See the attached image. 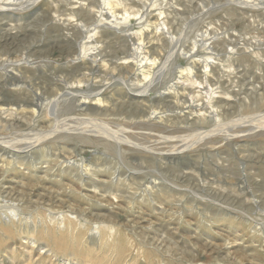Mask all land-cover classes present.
I'll list each match as a JSON object with an SVG mask.
<instances>
[{
  "label": "rangeland",
  "instance_id": "obj_1",
  "mask_svg": "<svg viewBox=\"0 0 264 264\" xmlns=\"http://www.w3.org/2000/svg\"><path fill=\"white\" fill-rule=\"evenodd\" d=\"M102 1L28 0L0 11V60L8 56L18 60L27 54L31 61L30 65L13 70L16 78L4 76L0 70V102L10 105L32 102L35 90L43 104H56L53 116L43 111L33 117L32 106L25 107L23 113L18 111L20 115L15 113L14 117L0 111V138L24 146L35 140V133L40 130L57 131L40 144L43 146H36L32 155L17 148L14 156L5 154L4 158V146L0 144V198L7 194L11 199L0 203V264H264V227L260 229L259 224L255 228L253 224H264V0L252 9L230 5L228 0H110L119 18L127 16V10L131 21L124 23L122 32L104 27L96 33L104 59L98 57L99 64L91 75L86 69L90 67L88 64L64 63L62 54L75 47L63 41L64 35L73 39L78 30L64 31L58 25L69 18L80 24L83 43L94 34L87 31L93 30L94 25L87 26L93 20L92 15L99 17ZM82 4L84 10L79 12L82 23H78L70 13L80 10ZM142 8L151 12L150 23L158 24L159 18L170 20L171 34L161 31L158 34V26L153 23H148L149 27L141 24L136 12ZM161 11L164 15L160 16ZM142 28L150 34L140 43V35L135 32L140 34ZM155 33L160 38L163 35L162 40ZM202 33L211 42V49L201 44ZM142 43L145 51L159 60L154 67L155 71L159 69V76L150 93L156 96L153 102L127 97V93L137 92L118 79V76L132 82L137 79L134 83L143 79L142 75L134 78L139 55L136 47ZM232 48L238 51L229 54ZM183 54L193 57L187 59ZM207 55L219 58V61L210 59L217 65L216 71L209 74L211 84L202 75ZM190 66L194 67L192 75L185 69ZM80 75L83 78L89 75L91 83L74 84V88L102 92L112 107L110 110L104 114L79 110L73 106L76 101L69 98H60L57 104V95L62 94L65 86H71L68 81ZM200 82L207 84L201 86ZM209 88H218L219 94L214 95L212 106L199 112L194 106L207 104ZM160 93L164 95L159 96ZM145 105L153 107L148 111L156 110L162 118L143 127L135 126L131 119L143 115V109L148 107ZM210 111L218 115L213 116ZM203 112L207 113L205 118ZM94 118L107 120L113 131L118 129V133L136 144L140 142L139 147L126 145L120 155L111 141L68 131L70 127L89 126ZM200 131L207 136V143L205 140L203 144H192L181 155L165 157L173 147L182 145L184 138L190 139L193 134H201ZM230 134L235 137L230 138ZM143 146L156 149L147 152ZM81 156L86 168L78 163ZM84 169H91V173ZM198 182L207 187L198 188ZM200 196L205 200H200ZM13 210L18 211L19 220L13 217Z\"/></svg>",
  "mask_w": 264,
  "mask_h": 264
},
{
  "label": "bare ground",
  "instance_id": "obj_2",
  "mask_svg": "<svg viewBox=\"0 0 264 264\" xmlns=\"http://www.w3.org/2000/svg\"><path fill=\"white\" fill-rule=\"evenodd\" d=\"M28 0H3L2 2H0V11H2V10H4V9H12L13 7H15L14 5H16V4H18V3H24V2H27ZM30 1V0H29ZM80 1V0H79ZM100 1V0H99ZM118 1V0H117ZM255 1L256 0H228V4H230V5H235V6H237V5H239V6H244V7H249L250 9H252V8H257V7H259V3L261 2V0H258V3H257V1H256V3H255ZM35 2V1H34ZM111 2L112 1H110V0H103L102 2H101V4L103 3V6H102V8L99 10V17L98 18H94V16L92 15V18H93V20H91L90 22L92 23H90V25H88L87 27H89V26H91V25H94V28H93V30H89V28H87V31L90 33V32H93L94 31V34L93 35H89L88 37H87V40L86 41H84L83 43H81V36L83 35L82 33H81V31L79 30L80 29V24H74L73 22H71V20H69V19H64L63 20V23L62 24H60V25H58L62 30H64V31H69V30H71L72 28H75V29H77L78 30V32L76 33V35L74 36V35H71V36H74V38L72 39V38H69L68 36H65L64 35V39H63V41L64 42H66V43H70V44H72V45H74L75 47L74 48H72L71 50H68L67 52H65V53H63L62 54V56H61V58L63 59V60H65V64H68V65H72V64H75V65H77V66H79V65H81V66H83L84 64H88L90 67H87L86 69H88V72L90 71V74L91 75H93L92 73H93V70L95 69V65L97 64H99L98 63V59L101 57V58H103V55H102V50H101V48H99L98 47V43L101 41L99 38H98V36L96 37V33H99L100 32V30H102L104 27H109V28H114V29H116L117 30V32H122V29H123V26H124V23H127L128 21H131L130 20V15H131V13L130 12H128L127 10H126V13L128 14L127 16H122L121 18H119V16H118V14H117V11H115L114 10V6L112 7V5H111ZM155 2V1H154ZM157 2H158V0H157ZM92 3H93V1H92ZM91 3V4H92ZM98 3V2H97ZM113 3H114V1H113ZM156 3V2H155ZM93 4H95V3H93ZM100 5V4H99ZM118 7H119V5H117ZM117 6H115V8L117 7ZM90 7V6H89ZM146 7V6H145ZM263 7V6H262ZM80 10H78V11H72V13H70V14H72V16L73 17H76L77 18V22L78 23H82V20H81V18H80V13L79 12H81V11H83L84 10V8H83V4L82 5H80ZM147 8V7H146ZM261 8V7H260ZM119 9V8H118ZM140 9V8H139ZM138 9V11L136 12L137 14H139V19L142 21L141 22V24H144V25H147L146 27H149V26H151L152 25V23H150V19H149V15H152L151 14V12L150 11H147V9H145V8H142V10H139ZM92 10H94V9H92ZM124 10V9H123ZM204 10V9H203ZM239 10V9H238ZM95 12H96V10H94ZM118 11H120V10H118ZM125 11V10H124ZM234 11V10H233ZM94 12V13H95ZM134 12V13H135ZM97 13H98V11H97ZM96 13V14H97ZM120 13V12H119ZM164 12L163 11H161V13H160V16L163 14ZM136 14V15H137ZM208 14V13H207ZM67 15V17H68V14H66ZM95 15V14H94ZM121 15H122V13H121ZM164 15V14H163ZM97 15H95V17H96ZM137 17H138V15H137ZM155 17V16H154ZM165 17V16H164ZM157 18V17H156ZM156 18H154L155 19V21H157V19ZM61 19V18H60ZM74 19V18H73ZM91 19V18H90ZM87 20V19H86ZM55 21H56V19H55ZM146 21V22H145ZM154 21V20H153ZM159 23L158 24H154L153 23V25H156V26H158V27H156L159 31H158V34H160L159 32L161 31L162 32V34H164L165 32L166 33H168V34H171V32H170V30L172 29V26H169V21L167 20V19H165V18H159ZM57 22H60V21H58L57 20ZM62 22V21H61ZM84 22V21H83ZM146 24H145V23ZM133 23V22H132ZM148 23H150L151 25H148ZM86 24H87V22H86ZM172 25V24H171ZM194 25V24H193ZM85 26V25H84ZM81 27H83V26H81ZM140 27V26H139ZM139 27H137V28H139ZM11 29H15V28H11ZM143 30H140L141 32H140V34H139V32L138 31H136L135 33H138V35H140V37H139V40H140V43H141V41H143L144 40V36L146 37V36H149V35H147V34H150V33H148V32H146L145 30H144V28H142ZM146 29H148V28H146ZM184 29V28H183ZM182 29V30H183ZM82 30V29H81ZM80 31V32H79ZM99 31V32H98ZM150 31V30H149ZM152 31V30H151ZM209 31V30H208ZM211 31V30H210ZM132 32H133V30H132ZM131 32V33H132ZM67 34H68V32H66ZM134 33V34H135ZM205 33H206V31H205ZM75 34V33H74ZM101 34V33H100ZM113 34V33H112ZM156 34V33H155ZM154 34V35H155ZM207 34V33H206ZM210 34H211V32H210ZM209 34V35H210ZM8 36L9 35H12L11 33H8L7 34ZM69 35V34H68ZM99 35V34H98ZM136 35V34H135ZM135 35H134V37H135ZM138 35H136V36H138ZM152 35V34H151ZM157 35V34H156ZM161 35V34H160ZM126 36V35H125ZM157 36H159V35H157ZM163 36V35H162ZM162 36H161V38H162ZM200 36H201V40H200V42H201V44L203 45V46H205V48H207V49H211V42H209V40L208 39H205V34L204 33H202V34H200ZM86 37H85V39H86ZM127 37H129V38H131V39H133V35L131 36V34L129 35L128 34V36ZM151 37V36H150ZM149 37V38H150ZM166 37V36H165ZM176 37H178V36H176ZM175 37V38H176ZM231 37V36H230ZM230 37H228V38H230ZM105 38V37H104ZM138 38V37H137ZM136 38V39H137ZM154 38V37H153ZM159 38H160V36H159ZM159 38H157V39H159ZM160 38V39H161ZM156 39V38H155ZM164 39H166V38H164ZM163 39V40H164ZM103 40V39H102ZM126 39H124V41H125ZM135 40V39H134ZM139 40H138V42H139ZM162 40V39H161ZM175 40V39H174ZM179 40V39H178ZM213 40V39H212ZM214 40H217V39H214ZM229 40V39H228ZM158 41V40H157ZM169 41V40H168ZM198 42H199V40H197ZM137 42V41H136ZM173 42V41H172ZM134 43H135V41H134ZM174 43V42H173ZM172 43V44H173ZM178 43V42H177ZM176 43V44H177ZM100 44H102V42L100 43ZM103 44H105V42L103 43ZM165 44V43H164ZM194 44H195V42H194ZM107 45V44H106ZM169 45V44H168ZM167 45V46H168ZM178 45V44H177ZM176 45V46H177ZM215 45H216V43H215ZM215 45H214V47H215ZM102 46V45H101ZM104 46V45H103ZM137 46V45H136ZM156 46H158V45H156ZM155 46V47H156ZM211 46V47H210ZM169 47H170V45H169ZM105 48V47H104ZM103 48V49H104ZM139 51H138V57H136V70H135V72H134V78L136 77V78H138V76H140V75H142V77H143V79H141L140 77V80H138V82L137 83H134V82H132L133 80H130L129 78H127V79H125V78H123L122 76H118V79L122 82V83H124V84H127L128 86H131L132 88V90H134L135 92H137V93H133V94H130V93H127L128 95H127V97L129 96L130 98H132L133 100H138V99H143V100H148V101H151V102H153L154 101V99L156 98V96H152V95H150V93H151V91L153 90V86L156 84L155 83V81H156V78H157V75H158V68H157V71H155L154 70V67L156 66V65H158V61L159 60H157V58H155L154 57V55H152V57H151V54L152 53H149V52H146L145 51V45L142 43V44H138V46L136 47ZM148 48V47H147ZM204 48V49H205ZM134 50V49H133ZM186 50V49H185ZM104 52H105V50H103ZM127 51H128V49H127ZM129 51H130V49H129ZM137 51V50H136ZM177 51V50H176ZM238 51V49L236 48V49H233L232 48V50L229 52V54L231 53V54H233L234 52L236 53ZM190 52V51H189ZM134 53H135V51H134ZM133 53V54H134ZM178 53V52H177ZM188 53V52H187ZM191 53V52H190ZM132 54V53H131ZM131 54H129V55H131ZM172 54H173V51H172ZM213 54V53H212ZM211 54V55H212ZM106 55V54H105ZM203 55V54H202ZM100 56V57H99ZM133 56V55H132ZM159 56V55H158ZM171 56V55H170ZM183 56L185 57V58H187V59H189V57L191 58V57H193V55L192 54H190V56H188L187 54L185 55V54H183ZM208 56V58L204 61V64L202 65V66H204V71L202 72V75H203V77H204V79H205V82H209L210 81V78H209V74L211 73V70H214V68L217 66L216 64H215V62L216 61H219V58H215V57H212V56H210V55H207ZM231 56V55H230ZM99 57V58H98ZM160 57V56H159ZM158 57V58H159ZM202 57V56H201ZM231 58V57H230ZM47 59V58H46ZM104 59V58H103ZM194 59H195V57H194ZM210 59H215V60H210ZM128 60V59H127ZM126 60V61H127ZM196 60V59H195ZM198 60H199V57H198ZM104 61V60H103ZM126 61H124V62H126ZM194 61V60H193ZM192 61V62H193ZM203 61V60H202ZM215 61V62H214ZM195 62V61H194ZM103 63H105V62H103ZM115 63V62H114ZM160 63V62H159ZM200 63V62H199ZM31 64V61L29 60V58H28V56H27V54H23L18 60H13L11 57H4V59H2V60H0V70H3L4 71V73H5V75L4 76H10V77H14V78H16V77H18V75H15L14 73H13V70H17V68H19V67H21V66H25V65H30ZM83 64V65H82ZM107 64H108V62H107ZM112 64V63H111ZM134 64V63H133ZM192 64V63H191ZM198 64V63H197ZM190 65V64H189ZM199 65V64H198ZM99 66H103V64L102 65H99ZM165 66V65H164ZM181 66V65H180ZM8 67H10L11 69H9L8 70ZM112 67V66H111ZM111 67H110V69H111ZM178 67V66H177ZM189 67V66H188ZM191 67V66H190ZM106 68V67H105ZM104 68V69H105ZM114 68H115V66H114ZM116 68H117V66H116ZM115 68V69H116ZM193 68L194 67H191V68H185L186 69V71H188V72H186V73H189V75L193 72ZM196 68V67H195ZM203 68V67H202ZM219 68V67H218ZM85 69V70H86ZM182 69H184V66H183V68ZM97 70V69H96ZM107 70H108V68H107ZM111 71V70H110ZM214 71H216V70H214ZM99 72V71H98ZM112 72V71H111ZM113 72H114V70H113ZM178 72V71H177ZM182 72V71H181ZM198 72V71H197ZM95 73V72H94ZM123 73V72H122ZM183 73V72H182ZM196 73V72H195ZM195 73H194V75H195ZM199 73V72H198ZM213 73V72H212ZM232 73H234V72H232ZM232 73H229V74H232ZM102 74H104V73H102ZM105 74H108V73H105ZM127 74V73H126ZM130 74V73H129ZM110 75V74H109ZM115 75V74H114ZM114 75H112V77H114ZM120 75V74H119ZM132 75V74H131ZM192 75V74H191ZM193 75V76H194ZM84 76H86L85 74H84ZM123 76H125L124 74H123ZM129 76V75H128ZM133 76V75H132ZM151 76H152V78H151ZM159 76V75H158ZM164 76V75H163ZM183 76V75H182ZM188 76V75H187ZM186 76V77H187ZM229 76H231V75H229ZM75 77V76H74ZM76 77H77V75H76ZM82 76L80 75V78H71L68 82L71 84V86H65L64 88H63V91H62V94L60 95H57V97H56V99H57V104H58V100L60 99V98H69L70 100H74V101H76V103H74L75 105H73V106H75V108L76 109H79V110H89V111H94V112H96L97 114H104V112L105 111H107V110H110V107H111V105L109 106L108 105V103H107V101L104 99V97L102 96V92H98V93H90L88 90H85V89H81V88H79V86L80 85H83V84H85V85H88L89 86V84L91 83V78H89V75H88V78H81ZM102 77V76H101ZM111 77V76H110ZM110 77H109V79H110ZM126 77V76H125ZM181 77V76H180ZM194 77H197L198 78V76H194ZM200 77H202V76H200ZM97 78H99V77H97ZM163 78V77H162ZM229 78V77H228ZM105 79V78H104ZM133 79V78H132ZM181 79V78H180ZM184 79V78H183ZM186 79H188V77L186 78ZM190 79H192V77H190ZM189 79V80H190ZM230 79H231V77H230ZM61 80V79H60ZM100 80V79H99ZM199 80V79H198ZM213 80V79H212ZM211 80V81H212ZM232 80V79H231ZM184 81H186V80H184ZM191 81V80H190ZM196 81V80H195ZM194 81V82H195ZM204 81V80H203ZM211 81L209 82L210 84H211ZM65 82V81H64ZM109 82V81H108ZM192 82V81H191ZM191 82H189V83H191ZM213 82V81H212ZM232 82V81H231ZM96 83V82H95ZM97 83H100V82H97ZM101 83H102V81H101ZM155 83V84H154ZM74 84H77V85H79V86H77V87H75L74 88ZM106 84V83H105ZM205 84H207V83H205ZM205 84H203L202 83V85H205ZM212 84H214V83H212ZM231 84V83H230ZM66 85H68V83H66ZM191 85V84H190ZM200 85H201V82H200ZM201 85V86H202ZM172 86V85H171ZM207 86V85H206ZM212 86V85H211ZM210 86V87H211ZM215 86V85H214ZM102 87V86H101ZM195 87V86H194ZM166 88V87H165ZM168 88V87H167ZM191 88V87H190ZM198 88V87H197ZM200 88V87H199ZM207 88V87H206ZM219 88V87H218ZM218 88H209V91H208V89L206 90V91H204V92H206L207 94H208V101H207V104H205L204 102L202 103V105H195L194 107H195V109H197V111L199 110V112H201L200 110H202V109H205L208 105H211L212 106V104L214 103V100L216 99L215 98V94L216 95H218L219 94V92L218 91H216ZM176 89V88H175ZM184 89V88H183ZM187 89V88H186ZM185 89V90H186ZM162 90V89H161ZM169 90V89H168ZM185 90H183V91H185ZM194 90V89H193ZM204 90V89H203ZM131 91V90H130ZM159 91V90H158ZM163 91V90H162ZM178 91V90H177ZM188 91V90H187ZM37 92V91H36ZM35 92V90L34 91H32V96H31V98H32V102H30V100H29V103H24V104H22V103H12L11 105L10 104H8L7 102H0V111H2L3 113H8L9 114V116L10 117H14V115H15V113H18V111H25V109L27 108V107H29V106H32L33 107V110H32V116L33 117H35V115H36V112H38V113H41V112H46V113H48V116H53L54 114L52 113V109H54L53 107H56V104H43L40 100H41V96L38 94V93H36ZM96 92V91H95ZM155 92H157V91H155ZM171 92V91H170ZM191 92V91H190ZM190 92H189V94H190ZM236 91H234V93H235ZM40 93V92H39ZM167 93H168V91H167ZM192 93V92H191ZM200 93V92H199ZM230 93V92H229ZM18 94H20V92L18 93ZM108 94V93H107ZM111 94V93H110ZM109 94V97L111 96ZM194 94V93H193ZM237 94V93H236ZM240 94V93H239ZM26 95V94H25ZM29 95V94H28ZM164 94H159V96H163ZM170 95V94H169ZM27 96V95H26ZM200 96V95H199ZM198 96V97H199ZM235 97H236V95H234ZM165 97V96H164ZM163 97V98H164ZM177 97V96H176ZM179 97V96H178ZM202 97V96H201ZM43 98V97H42ZM110 98H112V97H110ZM109 98V99H110ZM186 98V97H185ZM200 98V97H199ZM199 98H197L196 97V99H199ZM124 99V98H123ZM177 99V98H176ZM184 99V98H183ZM193 99V98H192ZM194 99H195V97H194ZM108 100V99H107ZM2 101V100H1ZM24 101V100H23ZM28 101V100H27ZM61 101V100H60ZM139 101V100H138ZM156 101V100H155ZM180 101H182V99L180 100ZM184 101H186V100H184ZM26 102V101H25ZM109 102V101H108ZM70 103V102H69ZM114 103V102H113ZM121 103V102H120ZM149 103V102H148ZM176 103H177V101H176ZM126 104V103H125ZM187 104V103H186ZM201 104V103H200ZM120 105V104H119ZM140 105H142V104H140ZM140 105H138V106H140ZM176 105V104H175ZM115 106V105H114ZM129 106V105H128ZM127 106V107H128ZM131 106H133L132 104H131ZM145 106H148V105H145ZM26 107V108H25ZM70 107H72V106H70ZM126 107V106H125ZM143 107V106H142ZM141 107V108H142ZM149 107V106H148ZM145 108V109H143V115H141V116H137V119L136 120H132L131 119V122H133V124L135 125V126H145V125H147V124H149V123H151L153 120H156V122H157V119H160V118H162V117H160L159 115H157L156 113V110H153V111H151V112H149L150 110L149 109H151V108H153V107H149V108ZM179 107V106H178ZM217 107V106H216ZM112 108V107H111ZM124 108V107H123ZM134 108H135V106H134ZM140 108V107H139ZM176 107H174V109H175ZM187 108H189L188 106H187ZM194 109V108H193ZM114 110V109H113ZM117 110V109H116ZM145 110V111H144ZM149 110V111H148ZM211 110H214V109H211ZM121 111V110H120ZM140 111V110H139ZM215 111V110H214ZM31 112V111H30ZM88 112V111H87ZM196 112V111H195ZM23 113V112H22ZM29 113V112H28ZM160 113V112H159ZM209 113V112H208ZM220 113V112H219ZM19 114V113H18ZM18 114H16L17 115V117H19L18 116ZM87 114V113H86ZM107 114V113H106ZM207 114V113H206ZM205 114V112H203V114H201V115H203V117L205 118L206 115ZM209 114H212L213 116L214 115H218L217 114V112L216 113H213V111L211 112L210 111V113ZM208 114V115H209ZM2 115V114H1ZM20 115V114H19ZM26 115V114H25ZM90 115V114H89ZM110 115H112V114H110ZM116 115V114H115ZM114 115V116H115ZM149 115V116H148ZM160 115H162V114H160ZM166 115V114H165ZM181 115V114H180ZM117 116V115H116ZM120 116V115H119ZM222 116V115H221ZM24 117V116H23ZM118 117V116H117ZM130 117V116H129ZM132 117H133V115H132ZM136 117V116H135ZM135 117H133V118H135ZM197 117H199V116H197ZM210 117V116H209ZM219 117V116H218ZM27 118V117H26ZM80 118V117H79ZM86 118V117H85ZM92 118V117H91ZM201 118V117H200ZM211 118V117H210ZM252 118V117H251ZM7 119V118H6ZM13 118H11V120H12ZM25 119V118H24ZM27 119H29V118H27ZM83 119V118H82ZM86 119H88V118H86ZM119 119H120V117H119ZM122 119H124V117L122 118ZM129 119V118H128ZM187 119V118H186ZM209 119V118H208ZM253 119V118H252ZM8 120H10V119H8ZM8 120H5L7 123H8ZM23 120V119H22ZM32 119H30V121H31ZM41 120V119H40ZM115 120V119H114ZM113 120V121H114ZM165 120H166V118H165ZM184 120V119H183ZM248 120H249V118H248ZM4 121V122H5ZM26 121V120H25ZM28 121V120H27ZM50 121V120H49ZM48 121V122H49ZM107 120H99L98 118L96 119V118H94V119H91L90 120V122H89V126H86V127H78V128H69L68 129V131H72V132H74V133H79V134H82V135H85V136H87L88 138L89 137H91V136H94V137H98V138H100V139H103V140H106V141H108V142H113V144L116 146V148L119 150V153H120V155L121 154H123V150H124V147L126 146V145H131V146H135V147H139V144H140V142H138V144H136L135 142H133L132 140H130L129 138H128V136H126V135H123L122 133L120 134V133H118L117 132V130L116 131H113L111 128H110V126H109V124H108V122H106ZM163 121H164V118H163ZM200 121V120H199ZM202 121V120H201ZM256 121V120H255ZM13 122H15V121H13ZM18 122V121H17ZM23 122V121H22ZM29 122V121H28ZM53 122V121H52ZM155 122V123H156ZM182 122V121H181ZM189 122V121H188ZM187 122V123H188ZM19 123V122H18ZM31 123V122H30ZM37 123V122H36ZM84 123V122H83ZM110 123V122H109ZM113 123V122H112ZM119 124H121L120 122H118ZM155 123H153V124H155ZM162 123H164V122H162ZM168 122H166V124H167ZM253 123V122H252ZM8 124H10V123H8ZM16 124V123H15ZM33 124V123H32ZM41 124V123H40ZM85 124V123H84ZM173 124V123H172ZM184 124V123H183ZM189 124H190V122H189ZM218 124V123H217ZM77 125V124H76ZM80 125V124H79ZM116 125V124H115ZM168 125V124H167ZM39 127H40V125H38ZM119 126V125H118ZM124 126V125H123ZM157 126V125H156ZM178 126V125H177ZM187 126V125H186ZM185 126V127H186ZM189 126V125H188ZM35 127V126H34ZM52 127H53V125H52ZM56 127V126H55ZM112 127H114V126H112ZM182 127V126H181ZM180 127V128H181ZM116 128V127H115ZM115 128H114V130H115ZM174 128V127H173ZM48 129V128H47ZM56 128H54V130L53 131H51L52 129H48V131H45V130H40V131H38L37 133H35L37 136H36V139L35 140H32L31 139V141L30 142H27V143H25V145L24 146H19V144H17V143H12V142H9V141H4V140H2L1 138H0V141H1V145H3L4 147H2L3 149H2V155L4 156V158H5V154H12L13 156L15 155V149H22V148H24L25 149V151L28 153V154H31L32 155V151H33V149H35L36 148V146H38V145H40V144H42L43 142H45V140L46 139H48L49 137H50V139H51V137H52V135H55L56 133H57V131L55 130ZM127 129H129L128 128V126H127ZM126 129V130H127ZM132 129V128H131ZM135 129V128H134ZM57 130H58V127H57ZM133 130V129H132ZM142 130V129H141ZM183 130V129H182ZM120 131V130H119ZM122 131V130H121ZM120 131V132H121ZM184 131H185V129H184ZM202 131V130H201ZM201 131H200V133H201ZM204 131V130H203ZM202 131V133H204ZM67 133H70V132H67ZM138 133V132H137ZM158 133V132H157ZM195 133H197V132H195ZM199 133V132H198ZM201 133V134H202ZM66 134V133H65ZM144 134V133H143ZM142 134V135H143ZM172 134V133H171ZM201 134H199V135H196V134H193V135H195V136H193L192 135V137L190 138V139H187V138H184V142L182 143V145H179L178 147H171L172 149V152L170 151V153L171 154H167V156H165L166 158H169L170 156L169 155H172V156H175V154H180V153H183V152H185L186 150L188 151L189 150V148L191 147V145L192 144H203L202 142L203 141H205L206 139H207V136L206 135H201ZM61 135V134H60ZM133 135H135V134H133ZM133 135H131V137H133ZM170 135V134H169ZM231 135V134H230ZM63 136V135H62ZM145 136H146V134H145ZM148 136H149V134H148ZM139 137V136H138ZM144 137V136H143ZM164 137V136H163ZM180 137V136H179ZM185 137V136H184ZM186 137H187V135H186ZM230 137V136H229ZM233 137H235L234 135H231V137L230 138H233ZM55 138V137H54ZM165 138V137H164ZM167 138V137H166ZM169 138V137H168ZM172 138V137H171ZM176 138V137H175ZM57 139V138H56ZM135 139V138H134ZM133 139V140H134ZM92 140V139H91ZM149 140V139H148ZM183 140V139H182ZM208 140V139H207ZM206 140V143L208 142ZM140 141V140H139ZM181 141V140H180ZM48 142V141H47ZM57 142H58V140H57ZM95 142V141H94ZM99 141H97V143H98ZM101 142V141H100ZM137 142V141H136ZM182 142V141H181ZM19 143V142H18ZM60 143V142H59ZM103 143H107V142H103ZM160 143V142H159ZM179 143V142H178ZM63 144H65V143H63ZM143 144V143H142ZM173 144V143H172ZM175 144H177V143H175ZM51 145V144H50ZM49 145V146H50ZM62 145V144H61ZM87 145V144H86ZM40 146H43V145H40ZM45 146H47V145H45ZM72 146V145H71ZM112 146V145H111ZM169 146V145H168ZM167 146V147H168ZM173 146V145H172ZM68 147V146H67ZM103 147H104V144H103ZM128 147V146H127ZM47 148V147H46ZM49 148H51V146L49 147ZM58 148V147H57ZM56 148V149H57ZM64 148V147H63ZM70 148V147H69ZM77 148V147H76ZM107 148V147H106ZM109 148H110V146H109ZM114 148V147H113ZM143 148L145 149V151H147V152H154V150L156 149H152V148H150V147H148V146H143ZM170 148V147H169ZM53 149V148H52ZM111 149V148H110ZM166 149H168V148H166ZM71 150H72V148H71ZM71 150H69V151H71ZM77 150V149H76ZM102 150V149H101ZM107 150V149H106ZM114 150V149H113ZM129 150V149H128ZM52 151V150H51ZM68 151V150H67ZM78 151V150H77ZM132 151V150H131ZM133 151H135V150H133ZM139 151V150H138ZM59 152V151H58ZM168 152V151H167ZM39 153V152H38ZM50 153V152H49ZM56 153V152H55ZM73 153V152H72ZM164 153V152H163ZM169 153V152H168ZM52 154H54V153H52ZM51 154V155H52ZM62 154V153H61ZM76 154V153H75ZM1 155V156H2ZM56 155V154H55ZM64 155V154H63ZM181 155V154H180ZM76 156V155H75ZM74 156V157H75ZM78 156V155H77ZM178 156V155H177ZM57 157H59V155H57ZM127 157V156H126ZM7 158V157H6ZM35 158V157H34ZM61 158V157H60ZM59 158V159H60ZM64 158V157H63ZM69 158V157H68ZM159 158V157H158ZM173 158V157H172ZM171 158V159H172ZM70 159V158H69ZM81 160H80V162L78 161V163L81 165V168H82V166L84 167V168H86L87 166H86V164L84 163L85 161H84V157L83 156H81V158H80ZM125 159V158H124ZM64 160V159H63ZM68 160V159H67ZM161 161H162V159H161ZM3 162H5V160L3 161ZM7 162V161H6ZM57 162V161H56ZM62 162V161H61ZM61 162H59V164L61 163ZM65 162V161H64ZM63 162V163H64ZM75 162L77 163V161L75 160ZM87 162V161H86ZM121 162V161H120ZM19 163H20V161H19ZM68 163V162H67ZM75 163V164H76ZM85 165H84V164ZM117 163V162H116ZM10 164V163H9ZM70 166L73 164V163H68ZM90 164V163H89ZM11 165V164H10ZM65 165H66V163H65ZM80 165H78V166H80ZM88 165V164H87ZM55 166V165H54ZM73 166H74V164H73ZM76 167H77V165H75ZM91 166V165H90ZM96 166V165H95ZM118 166H120V165H118ZM122 166H124V165H122ZM49 167H50V165H49ZM76 167H74V168H76ZM127 168V167H126ZM48 169V168H47ZM50 169V168H49ZM94 169H95V167H94ZM117 169V168H116ZM125 169V168H124ZM123 169V170H124ZM63 170V169H62ZM85 170V169H84ZM91 170V169H90ZM89 169H86L85 171L87 172V173H91V171H90ZM96 170V169H95ZM94 170V171H95ZM127 170V169H126ZM93 171V172H94ZM116 172H117V170H116ZM188 172V171H187ZM113 173V172H112ZM138 173H141V172H138ZM82 174V173H81ZM96 174V173H95ZM116 174V173H115ZM189 174V173H188ZM113 175V174H112ZM139 175V174H138ZM79 176V175H78ZM83 176V175H82ZM86 176H87V174H86ZM115 176V175H114ZM117 176H120V172H117ZM190 176V175H189ZM124 177V176H123ZM126 177V176H125ZM90 178H91V176H90ZM89 178V179H90ZM120 178V177H119ZM141 178V177H140ZM139 178V179H140ZM132 179V178H131ZM111 180V179H110ZM119 180V179H118ZM129 180V179H128ZM137 180V179H136ZM145 180V179H144ZM151 180V179H150ZM161 180V179H160ZM82 181V180H81ZM87 181V180H86ZM115 181V180H114ZM113 181V182H114ZM124 181V180H123ZM125 181H127V180H125ZM80 182V181H79ZM83 182V181H82ZM120 182V181H119ZM128 182V181H127ZM151 182V181H150ZM156 182V181H155ZM85 183V182H84ZM116 183V182H115ZM114 183V184H115ZM139 183V182H138ZM173 183V182H172ZM5 184V183H4ZM119 184V183H118ZM122 184V183H121ZM152 185H153V182L151 183ZM198 184H199V182H198ZM116 185H117V183H116ZM120 185V184H119ZM138 185V184H137ZM141 185H142V183H141ZM160 185H162V184H160ZM159 185V186H160ZM176 185V184H175ZM204 185V184H203ZM110 186V185H109ZM142 186H144V185H142ZM141 186V187H142ZM150 186V185H149ZM211 186V185H210ZM105 187V186H104ZM138 187V186H137ZM140 187V188H141ZM148 187V186H147ZM154 187V186H153ZM172 187V186H171ZM177 187H179L178 185H176V188ZM205 187H207V186H202V184H199L198 185V188H205ZM215 187V186H214ZM106 188V187H105ZM149 188H151V187H149ZM154 188H157V186H155ZM153 188V189H154ZM208 188H209V185H208ZM210 188H212V187H210ZM244 188V187H243ZM8 189V188H7ZM11 189V188H10ZM145 189H146V187H145ZM216 189V188H215ZM106 190V189H105ZM150 190V189H149ZM148 190V191H149ZM180 190V189H179ZM206 190V189H205ZM239 190H240V188H239ZM244 190V189H243ZM11 191V190H10ZM174 191V190H173ZM9 192V191H8ZM150 192V191H149ZM177 192V191H176ZM183 192V191H182ZM234 192V191H233ZM237 192V191H236ZM4 193V192H3ZM239 193V192H238ZM246 193V192H245ZM248 193V192H247ZM13 194V193H12ZM214 194V193H213ZM225 194V193H224ZM134 195V194H133ZM133 195H131V196H133ZM217 195V194H216ZM243 195V194H242ZM241 195V196H242ZM252 195V194H251ZM248 196H249V194H248ZM218 197V196H217ZM252 197V196H251ZM197 198H199V197H197ZM205 197H203V196H200V200H203ZM207 198V197H206ZM223 198V197H222ZM249 199V198H248ZM254 199V198H253ZM253 199H251L250 201L252 202V200ZM9 200H11V199H9L8 198V195L6 194V195H2L1 196V198H0V203H2V202H6V201H9ZM59 200V199H58ZM205 200V199H204ZM207 202V201H206ZM205 202V203H206ZM241 202V201H240ZM257 202V201H256ZM259 203V202H258ZM196 204V203H195ZM207 204V203H206ZM219 204V203H218ZM221 204V203H220ZM219 204V205H220ZM226 204V203H225ZM230 204V203H229ZM252 204H254V203H252ZM199 205V204H198ZM231 205V204H230ZM247 206L249 205L248 203L246 204ZM4 206V205H3ZM11 206V205H10ZM200 207H202V206H200ZM230 207V206H229ZM0 208H1V204H0ZM63 208V207H62ZM65 208V207H64ZM68 208V207H67ZM249 208V207H248ZM14 209V208H13ZM17 209V208H16ZM237 209V208H236ZM235 209V210H236ZM255 209V208H254ZM73 210V209H72ZM164 211V210H163ZM203 211V210H202ZM18 211H15V210H13V212H12V214H13V217L14 218H16L17 220H19L20 219V215H18V213H17ZM68 212V211H67ZM205 212V211H204ZM64 215V214H63ZM205 215V214H204ZM7 216V215H6ZM67 216H68V214H67ZM97 216V215H96ZM207 216V215H206ZM11 218V217H10ZM71 218V217H70ZM262 218V217H261ZM68 219V218H67ZM11 220V219H10ZM65 220V219H64ZM70 220V219H69ZM74 220V219H73ZM70 222H72V221H70ZM103 222H104V220H103ZM252 222H254V221H252ZM252 222H251V224H252ZM68 223H69V221H68ZM71 225L73 224V223H70ZM253 224H256L255 225V228H256V226L257 225H259V224H261V227H260V225H259V227H260V229L261 228H263L264 227V224L263 223H253ZM108 225V224H107ZM104 226V224L102 225V227ZM110 227H111V225H110ZM106 228V227H105ZM258 228V227H257ZM110 229V228H109ZM111 230V229H110ZM256 230V229H255ZM108 231V230H107ZM253 231V230H252ZM255 233H258L257 231L255 232ZM112 234V233H111ZM260 234V233H259ZM255 235V234H254ZM261 235V234H260ZM259 235V236H260ZM262 235L264 236V232L262 233ZM259 240V239H258ZM263 240V239H262ZM159 243V242H158ZM195 250V249H194ZM256 250H258V249H256ZM193 251V250H192ZM260 251V250H259ZM157 252V251H156ZM160 253V252H159ZM195 254V253H194ZM215 254V253H214ZM151 255H152V253H151ZM150 255V256H151ZM158 255V254H157ZM167 256V255H166ZM194 256V255H193ZM200 255L198 254L197 255V257H199ZM160 257V256H159ZM196 257V256H195ZM155 258V257H154ZM157 258V257H156ZM223 258H225V257H223ZM151 259V258H150ZM161 259V258H160ZM158 260V259H157ZM156 260V261H157ZM167 260V259H166ZM163 261H165V259H163ZM162 261V262H163ZM236 261V260H235ZM238 261V260H237ZM160 263V262H159ZM157 264H158V262H157ZM237 264H239V263H237Z\"/></svg>",
  "mask_w": 264,
  "mask_h": 264
}]
</instances>
